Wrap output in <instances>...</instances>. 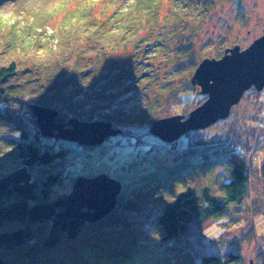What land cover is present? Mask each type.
<instances>
[{"label": "trees", "instance_id": "1", "mask_svg": "<svg viewBox=\"0 0 264 264\" xmlns=\"http://www.w3.org/2000/svg\"><path fill=\"white\" fill-rule=\"evenodd\" d=\"M177 2L162 21L152 0L119 7L111 21L89 20L86 14L67 20L59 44L45 47L32 36L0 38V131L12 137L10 148L0 155V178L23 167L31 174L29 181L0 195V264H155L147 248L149 234L166 242L163 246L177 244L188 253L179 264L240 263L237 252L196 254L189 233L194 225L225 216L240 223L252 212L244 200L250 197L257 170L264 179V159L260 166L256 147L241 137L256 133L255 127L231 128L225 141L197 138L189 147L172 143L180 155L191 147L221 153L229 179H222L225 174L216 169L196 168L189 175L193 168H186L176 174L184 178L172 188L150 182L122 189L116 209L98 222L61 223L55 218L53 201L71 192L80 175L69 173L67 140L44 136L32 105L56 109L59 123L72 118L108 121L124 135H134L125 124L188 115L207 98L192 82L200 61L222 57L227 47L223 38L196 40L197 22L201 24L217 0ZM120 51L125 53L112 56ZM149 92L153 95L142 98ZM247 92L259 95L264 89ZM125 94L128 98L120 104ZM136 137L141 144L143 138ZM65 183L70 191L54 196Z\"/></svg>", "mask_w": 264, "mask_h": 264}, {"label": "rangeland", "instance_id": "2", "mask_svg": "<svg viewBox=\"0 0 264 264\" xmlns=\"http://www.w3.org/2000/svg\"><path fill=\"white\" fill-rule=\"evenodd\" d=\"M177 1L152 0L160 11L159 21L170 16V11L178 4ZM134 2L135 0L0 1V38L6 36L7 39H26L32 36L36 37V41L42 47L59 44L65 31L64 26L68 24L65 23L67 20L80 19L86 14L89 20L111 21L119 7L125 8ZM200 23L197 22L200 27L196 39L199 43L223 38L227 48L236 44L245 48L264 33V0H217L215 7ZM157 32L158 30H154V34ZM124 53L120 51L112 56L117 58ZM213 54L214 52H210L208 55ZM157 66L159 64L155 63V67ZM249 93L247 92L240 103L232 108L228 118L206 129L187 133L176 143L184 142L185 146L189 147L197 138L225 141L228 137L225 133L231 128L245 130L244 126L248 129L255 127L256 133H242L241 138L245 143L256 147V162L261 166L264 159V93L259 95ZM152 95L153 93L149 92L142 98ZM127 98L128 94L122 95L120 104ZM114 100L112 102L116 103ZM236 121L241 125L239 128L235 125ZM151 124L152 122L146 125L125 124L123 127L133 131L134 135L120 134L109 137L99 146L79 145L66 141L69 173L74 176L107 173L123 183V191L150 182L161 184L165 189L172 188L178 180L184 178L176 177V174L186 168H193L188 172L189 175L194 173L196 168L203 172L207 169L215 172L216 169L225 174L222 179H229L227 162L221 153L197 151L191 147L188 153L180 155L171 147L172 143H165L148 133ZM2 135L3 132L0 131V155L5 152V148L7 150L11 146V136ZM135 135L143 138L141 144L137 143ZM72 159H75L74 162ZM70 189L68 183H65L57 187L54 196L60 191L69 192ZM249 196L244 200V204L248 208L252 207V212H249L247 217H242L240 223L232 222L230 216H225L192 227L189 236L196 254L222 255L226 251H232L241 254L239 264L251 262L264 264V179L260 169L253 176ZM147 232L149 233V230ZM147 234L143 237L146 238ZM149 236L147 248L153 253L156 260L152 261L155 264H179V260H186L188 253L182 252L177 244L163 246L166 242H157L155 236L152 234Z\"/></svg>", "mask_w": 264, "mask_h": 264}, {"label": "water", "instance_id": "3", "mask_svg": "<svg viewBox=\"0 0 264 264\" xmlns=\"http://www.w3.org/2000/svg\"><path fill=\"white\" fill-rule=\"evenodd\" d=\"M192 82L207 99L188 115L175 114L155 120L150 133L165 143L178 141L192 130H203L230 116L244 93L255 87L264 89V33L250 45L239 44L225 50L222 57H206L196 68ZM32 109L41 133L47 137L99 146L109 137L123 133L108 121H81L72 118L59 123L58 111L33 104ZM31 174L25 167L0 178V195L13 185L27 182ZM123 183L107 173L94 176L80 175L72 191L53 201L55 218L61 223L69 220L95 223L104 219L118 205ZM253 264V262H251Z\"/></svg>", "mask_w": 264, "mask_h": 264}, {"label": "flooded vegetation", "instance_id": "4", "mask_svg": "<svg viewBox=\"0 0 264 264\" xmlns=\"http://www.w3.org/2000/svg\"><path fill=\"white\" fill-rule=\"evenodd\" d=\"M252 89V88H251Z\"/></svg>", "mask_w": 264, "mask_h": 264}]
</instances>
